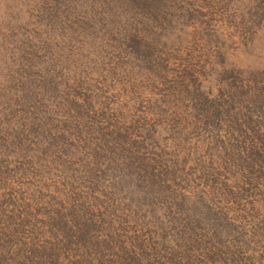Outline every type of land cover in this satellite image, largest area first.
Listing matches in <instances>:
<instances>
[{"label":"rangeland","instance_id":"374dc122","mask_svg":"<svg viewBox=\"0 0 264 264\" xmlns=\"http://www.w3.org/2000/svg\"><path fill=\"white\" fill-rule=\"evenodd\" d=\"M0 264H264V0H0Z\"/></svg>","mask_w":264,"mask_h":264}]
</instances>
